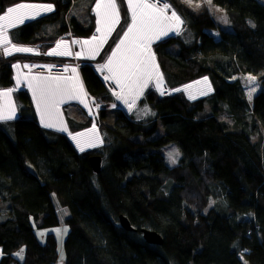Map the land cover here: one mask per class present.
<instances>
[{
	"label": "trees",
	"instance_id": "16d2710c",
	"mask_svg": "<svg viewBox=\"0 0 264 264\" xmlns=\"http://www.w3.org/2000/svg\"><path fill=\"white\" fill-rule=\"evenodd\" d=\"M77 1L0 0V14L22 2L53 6L9 30L13 43L39 44L40 54H0V88L13 85V63L64 62L43 55L56 36L93 33L92 18L87 27L72 18L56 36L35 37ZM167 1L180 11L192 41L167 37L154 45L166 83L172 87L205 74L213 93L188 101L148 88L139 103L153 111L150 125L116 109L113 125H98L104 139L99 151L78 152L66 135L39 123L27 90L14 92L17 117L0 122V264H56L53 234L42 242L35 233L59 224L52 196L68 212L64 264H264V147L251 140L264 131V3L212 0L230 20L227 31L208 14ZM117 3L124 21L123 0ZM120 32L117 27L109 46ZM79 74L90 97L114 102L89 62L79 65ZM205 105L211 112L201 116ZM98 116L104 119L106 112ZM65 118L70 130L87 124ZM159 124L162 132L154 136ZM170 143L180 152L172 168L162 153ZM95 154L102 158L99 173L88 162ZM120 214L136 232L120 227ZM140 228L157 231L163 243H145Z\"/></svg>",
	"mask_w": 264,
	"mask_h": 264
},
{
	"label": "rangeland",
	"instance_id": "374dc122",
	"mask_svg": "<svg viewBox=\"0 0 264 264\" xmlns=\"http://www.w3.org/2000/svg\"><path fill=\"white\" fill-rule=\"evenodd\" d=\"M177 6H180L183 10H188L193 13H204L208 14L216 23L218 28L221 30H231V23L230 20H228L227 16L225 15V12L220 7L214 5L213 3L208 4L207 0H192L191 4L187 2V0H176ZM260 2L264 3V0H259ZM99 2V0H79L71 7V9L67 12L65 15H61L56 21L45 24L39 31L35 33L36 38H47L56 36L58 34V30L60 26L64 23L67 25L70 24V20L72 18H75L82 27H87L89 25V18H92L94 22V31L88 38H75L71 34L70 31H67L61 35H58L57 39H61L64 43H61L60 48H57L56 45H51L53 47L52 51H65V48L69 49L72 45L74 47V51L72 54L68 55L67 57H61L57 56L54 58L63 59L64 62L62 63H55V64H65L68 68L67 74L69 77H73L75 74L72 72V69H76V74L79 76V81L83 86L80 74H79V65L83 62H89L95 69L96 73L100 76L102 81L104 82L109 95L113 98V103H106L104 101H97L93 97H90L83 86V91L86 93V96L83 97L84 103H81L79 99H68L66 102L61 103L60 106L64 105L62 109L64 110L65 117L68 116L76 121L82 122L85 121L87 124L84 127H81L76 130H70L69 125L66 121L63 122V126L66 127V131H60L57 128L54 130L66 135L70 142L73 144L75 149L78 152H84V151H99L100 147H102L104 139L102 134L100 133L98 125L102 122H104L107 125H113L114 119H115V110L120 109L122 110L127 116H130L137 120L138 122H141L144 126L150 125V123L153 120L154 113L151 110H148L145 105H142L139 103L140 99L142 98L143 94L136 100L135 106L132 108V110H129L128 105H126L122 100L117 99L116 93L120 92V89L117 87V84L112 79H105L106 76L109 75L106 68H102L103 65L107 64L109 58L112 57L113 51L116 49L117 45L120 43L121 39L124 37V33L127 31L128 27L132 23V10L129 7L128 0H123L124 7H125V19L122 20L121 11L119 9L117 0H115L117 10L119 13V20L117 23L114 24L112 27V30L109 32L107 25H105L102 29V32H98L97 28L101 27L100 24L97 23V21L100 19V17L97 16V8L96 4ZM106 2V0H105ZM137 0H133V3H136ZM149 3H154L157 5V7H163L164 4L169 5V8L167 10V15L171 17V13L175 12L177 16L180 17L181 21L183 22L180 27L178 34L176 31H170L168 35L162 36L158 40H153L150 44L151 53L155 57V63L158 65L159 73L161 74L163 80L160 90L157 88V81L155 78H153L151 81H149L147 87L144 89V91L148 88L155 91V93L159 96L161 95V91L164 92L163 95L167 94H173V93H180L186 100L188 101H194L199 98H208L213 93L212 85L210 80L205 74L199 75L195 78H191L189 80H186L185 82H182L176 86H168L166 83V79L163 75V73L160 70L156 55L154 53V45L159 42L160 40L167 38V37H175L182 41L185 45L191 44L192 41V35L190 31L187 29L186 23L183 19V17L180 14V11L177 10V7H174L170 1L167 0H147ZM51 6V5H50ZM87 8L90 10V16L88 15ZM100 11L103 13L104 9L101 8ZM49 14V13H48ZM4 15V14H2ZM28 19H25V21ZM172 23L174 24L175 21L173 20ZM117 27H121V32L118 37L114 40L111 46L112 36L114 31ZM93 37H96V40L92 42L91 45H84L83 41H90ZM104 40L105 42L99 47L98 53L95 55V58H89V50L95 45L100 44L101 40ZM61 42V41H60ZM59 42V43H60ZM40 47V46H39ZM107 49L104 50V49ZM171 50H177L178 46H171ZM39 50V49H38ZM51 51V52H52ZM40 53V52H39ZM80 53L79 56L76 54ZM43 54V51H41V55ZM45 55V53L43 54ZM47 56V55H45ZM51 57V56H47ZM192 59H194V56H191ZM52 69H55L56 66H51ZM48 77V76H44ZM205 78H207V83H204ZM27 82H29L27 80ZM190 86V87H189ZM210 87V91L208 90ZM176 89H179V91H176ZM206 93V94H202ZM194 97V98H190ZM36 102V100H35ZM87 104V107L85 106ZM115 105V106H113ZM100 110H104L106 112V116L104 119L99 118L98 112ZM147 110V111H146ZM38 112V111H37ZM211 112V106L205 105V109L201 116H207ZM59 114V113H58ZM38 116L39 113H38ZM58 116V115H57ZM55 116V117H57ZM54 117V119H55ZM66 120V119H65ZM227 121L228 119L225 118ZM84 123V122H82ZM74 125H77L74 123ZM82 126V125H81ZM162 132V129L160 128L159 124V130L156 132V135H160ZM83 134V135H81ZM73 137H77L76 140L73 139ZM77 140L80 142L81 146L84 147V151H80V148L77 147ZM251 140L253 142L258 143L260 148L264 147V131L258 130V132L255 135L251 136ZM93 142L96 144L94 147H89L88 143ZM162 153L165 157V162L169 166V168L174 167L177 164V161L180 157V152L176 144L170 143L165 145L162 148ZM170 153H178V156H174L173 159L175 162H173V159H170ZM53 204L56 210V214L58 217L59 224L55 225L53 227L43 228V229H37L35 231L37 238L43 242V239L46 234H53L55 240H56V250L58 254V259L56 264H64V251H63V241L65 239V236L68 232V227L64 223V219L68 216V212L66 208L60 207L58 204L56 198L52 196ZM66 230V231H65ZM241 257V255L239 254ZM242 258V257H241ZM242 264H247L245 260H242Z\"/></svg>",
	"mask_w": 264,
	"mask_h": 264
},
{
	"label": "snow or ice",
	"instance_id": "6c2138e0",
	"mask_svg": "<svg viewBox=\"0 0 264 264\" xmlns=\"http://www.w3.org/2000/svg\"><path fill=\"white\" fill-rule=\"evenodd\" d=\"M187 2L191 4L192 0H187ZM128 3L132 10V23L124 33L123 39H121L113 51L112 57L109 58L107 64L103 65L102 68H106L109 73L105 79L114 80L120 89V92L116 93L117 99L122 100L128 105L131 111L136 104V100L143 94L149 81L155 78L158 90H160L162 85L163 78L159 73L158 65L155 63V57L151 53V42L168 35L170 31H176L178 34L179 27L183 22L175 12L171 13V17L166 14L169 8L167 4L158 8L156 4L149 3L147 0H137L136 3H133V0H128ZM207 3L211 4L212 0H207ZM96 8L97 16L100 17L97 23L101 25V27L97 28V31L102 32L103 27L107 25L110 32L114 24L119 20L115 0H106V2L105 0H99ZM101 8L104 9L103 13L100 11ZM51 10L52 7L50 5L29 4H18L8 8L6 14L0 15V44L8 45L11 43L7 34L9 27H15L18 23H23L25 19H34L41 12ZM173 20L175 21L174 24L172 23ZM94 40H96V37L82 43L84 45H91ZM104 42L102 39L100 44L95 45V47L89 50V58H95L99 47ZM61 43L63 42L57 44V48H60ZM13 50L17 52L33 51L32 49L20 48L15 45L11 48H5L4 51L6 55H11ZM47 54L70 55L71 52H57L54 50ZM76 55L79 56L80 53ZM16 67L19 68V65H16ZM24 67L29 66L25 65ZM72 72L75 75L71 78L62 76H33L30 78L29 88L32 90L33 98L36 100L37 111L43 127L66 131L67 129L63 126V122L54 119L59 113V105L68 99H79L81 103H84L83 97L86 96V93L83 91V86L79 81L78 74H76V69L73 68ZM246 79L250 84H255V77L248 76ZM17 83H19V80H17ZM204 83H207V78H205ZM208 90H211L210 87ZM254 90L253 88L249 91V98H251V92ZM176 91H179V89H176ZM163 94L164 92L161 91V95ZM0 96L9 97L10 92H0ZM85 106L87 107V104ZM13 119H15L14 106L10 103L0 105V122ZM73 139L76 140L77 137H73ZM88 146L94 147L96 144L89 142ZM77 147L80 148V151H84V147L81 146L78 140ZM178 155V153H170V159ZM173 162H175L174 159ZM22 252L23 250H21V253H17L21 259L23 258Z\"/></svg>",
	"mask_w": 264,
	"mask_h": 264
},
{
	"label": "crops",
	"instance_id": "0c3cea01",
	"mask_svg": "<svg viewBox=\"0 0 264 264\" xmlns=\"http://www.w3.org/2000/svg\"><path fill=\"white\" fill-rule=\"evenodd\" d=\"M19 4L41 5V6L51 5V4H47V3H30V2H22V3H19ZM16 5H18V4H15L13 6H16ZM13 6L7 7L4 10V12L1 13L0 15L6 14V10L8 8H10V7H13ZM51 7H52L51 11L41 12V14L36 16L35 18H38V17L43 16V15H47L48 13L52 12L53 11V6L51 5ZM30 20H33V19H28L26 21L24 20L23 23H25L27 21H30ZM23 23H18L15 27H17V26H19V25H21ZM12 28H14V27H9L7 29V34L9 32V30L12 29ZM8 39L10 40L9 34H8ZM60 41L63 42L61 39H57L52 44L56 45ZM10 42L11 43L8 44V45L0 44V54L2 56H4V57H8V56L15 55V54L16 55H27V56H39V54H40L39 50H38L40 48L39 44H35V45L34 44H32V45L17 44V43H13L11 40H10ZM13 45H15L16 47H20V48L32 49L33 51H31V52H17V51L13 50L11 55H6L5 51H4L5 48H11ZM52 46H50L47 49V51L45 52V55L51 56L53 58L57 57V56H61V57H67L68 56V55H48L47 53H50L53 50ZM65 51H70L71 54H72L73 51H74L73 45L69 49L65 48ZM65 51H61V52H65ZM65 64L64 63L63 64H55V63H48V62H43V61H24V62L13 63L12 64L13 85L11 87H9V88H0V92H10V96L9 97L0 96V105H4V104H7V103H10L12 106H14V108H15V118H16L17 117V108H16L15 101H14V98H13V93L16 92L17 90L25 89V90H27V92H28V94H29V96L31 98L32 105H33V107L35 109L38 121L41 124L40 116H38V112H37L36 102H35V99L33 98V92L29 88V82H27V80L29 81L30 78L33 77V76H43V77L44 76H53V77L62 76V77H65V78H70L69 75L66 73L69 67H67ZM16 65H19V68H17ZM25 65H28L29 67H24ZM50 65L51 66H56V67H54L55 69H52L50 67ZM17 80H19V83H17ZM63 106L64 105L59 107V114H58L57 117H55V119H57L58 121H60V120L66 121L65 120L66 119L65 115L63 113L64 110L62 109ZM48 129L54 130L55 128H48ZM0 255H1V252H0Z\"/></svg>",
	"mask_w": 264,
	"mask_h": 264
},
{
	"label": "water",
	"instance_id": "95a60500",
	"mask_svg": "<svg viewBox=\"0 0 264 264\" xmlns=\"http://www.w3.org/2000/svg\"><path fill=\"white\" fill-rule=\"evenodd\" d=\"M89 165L94 173H99L101 169L102 158L99 155H91L88 158ZM118 223L123 230L136 232L137 230L133 228L123 214L118 215ZM139 233L141 234L142 239L147 244L152 245H161L163 243L162 236L155 230L140 228Z\"/></svg>",
	"mask_w": 264,
	"mask_h": 264
}]
</instances>
